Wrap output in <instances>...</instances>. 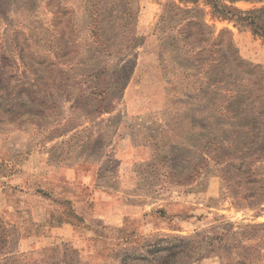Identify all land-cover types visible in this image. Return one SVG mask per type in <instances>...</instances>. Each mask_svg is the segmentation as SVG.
<instances>
[{
	"label": "rangeland",
	"instance_id": "374dc122",
	"mask_svg": "<svg viewBox=\"0 0 264 264\" xmlns=\"http://www.w3.org/2000/svg\"><path fill=\"white\" fill-rule=\"evenodd\" d=\"M263 31L203 0H0V264H264Z\"/></svg>",
	"mask_w": 264,
	"mask_h": 264
},
{
	"label": "trees",
	"instance_id": "16d2710c",
	"mask_svg": "<svg viewBox=\"0 0 264 264\" xmlns=\"http://www.w3.org/2000/svg\"><path fill=\"white\" fill-rule=\"evenodd\" d=\"M184 1H192V2H196L198 0H184ZM205 3L210 4L213 8V11L222 15L223 17H225L226 19L229 20H234V21H248L250 25H252L254 27V31L256 29H259L261 31V29L264 30V23L263 24H254V17H251L250 13H247L248 15L243 16V14H245L244 12L236 9V8H231L230 6H227L224 1L225 0H203ZM230 2H235V1H239V0H228ZM254 12V11H252ZM264 20V18H263ZM264 32V31H263Z\"/></svg>",
	"mask_w": 264,
	"mask_h": 264
}]
</instances>
